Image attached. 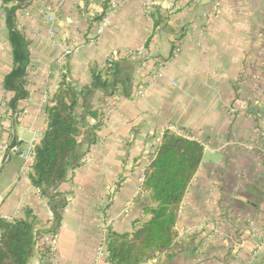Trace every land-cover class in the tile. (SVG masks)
Returning <instances> with one entry per match:
<instances>
[{
  "label": "crops",
  "instance_id": "0c3cea01",
  "mask_svg": "<svg viewBox=\"0 0 264 264\" xmlns=\"http://www.w3.org/2000/svg\"><path fill=\"white\" fill-rule=\"evenodd\" d=\"M115 1L94 41L95 26L89 30L87 18L101 14L105 0H34L18 11L31 60L29 96L16 108L14 93L3 85L14 61L0 16V218L25 219L31 212L44 235L39 243L50 234L54 215L30 174L62 71L89 85L91 68H104L113 52L144 47L131 98L120 90L104 98L97 93L95 106L105 111L113 102V111L98 143L58 188L68 205L57 233V264H110L109 231L132 233L149 218L144 175L156 139L170 126L185 130L205 150L180 205L172 248L143 264H251L264 255L261 0H220L212 22L213 0ZM178 32L180 51L173 54ZM66 49L76 51L65 56ZM158 60L164 65L151 80ZM29 264L52 263L38 246Z\"/></svg>",
  "mask_w": 264,
  "mask_h": 264
},
{
  "label": "trees",
  "instance_id": "16d2710c",
  "mask_svg": "<svg viewBox=\"0 0 264 264\" xmlns=\"http://www.w3.org/2000/svg\"><path fill=\"white\" fill-rule=\"evenodd\" d=\"M33 1L2 0L14 61L3 85L14 93L13 108L29 96L30 41L19 26L17 16L19 10ZM110 2L105 0L101 14L87 18L89 30L104 17ZM261 4L259 23L264 36V0ZM178 35L181 38L183 32ZM137 60L109 57L104 68H91L92 81L85 86H80L69 71H62L58 89L46 107L47 128L36 145L30 174L31 184L48 200L53 212L50 233L59 232L62 213L68 205L58 191L59 186L67 181L70 170L83 164L91 147L99 141L98 131L105 123V111L95 106L97 93L101 92L104 98L120 90L125 98H131L133 72L141 63L140 58ZM204 150V144L198 140L171 130L163 133L143 180V190L151 196V202L144 207L149 218L132 233L109 231L106 246L110 264H143L172 248L177 237L175 227L180 205L201 165ZM37 223L31 212H27L25 219L0 218V264H29L36 251V235L42 234L37 230ZM42 252L49 256L45 245ZM251 264H264V255L256 256Z\"/></svg>",
  "mask_w": 264,
  "mask_h": 264
},
{
  "label": "built area",
  "instance_id": "2783aa9c",
  "mask_svg": "<svg viewBox=\"0 0 264 264\" xmlns=\"http://www.w3.org/2000/svg\"><path fill=\"white\" fill-rule=\"evenodd\" d=\"M200 1H202V0H192V4H196L197 2H200ZM147 5H148V2L145 4V6H147ZM117 6H118L117 1L111 0L109 7L106 11V14L100 20V22H98L95 25L94 32H93V35L91 37V41L98 39L103 34L104 29L109 22L110 14L117 8ZM149 6H150V2H149ZM220 12H221L220 0H213V9L208 15L209 22H212L213 20L218 18L220 15ZM3 15H5V7H4L2 0H0V16H3ZM180 40H181V38L178 35L177 38H175V40H174L173 54H176L180 51ZM75 51H76V49H73V50L66 49L64 51V55L65 56H71L74 54ZM143 54H144V47H142L141 49L136 50V51H134V50L115 51L112 53V55L110 57L115 58V59H119V58L137 59V58H141L143 56ZM156 64H157L158 69H157V72H155V74L151 77L152 78L151 80H153L157 76H160L161 67L164 65V60H158ZM263 79H264V64H263ZM113 105H114L113 102L110 103L107 110H105V112H104L105 113V120L108 118L109 114L113 111V108H114ZM244 109H247V106H244ZM166 130H171V131H174L180 135L186 136L185 130H182L181 128H177L175 126H170ZM162 135L156 139L158 143L161 142ZM263 140H264V138H263ZM263 150H264V143H263ZM44 238L45 239L41 243H39L40 235H36V240H37L36 249L39 246V248L42 250L43 246L45 245L48 248L49 258L51 260V263L57 264V259H56L57 238H58L57 233H50V234H48V236H46Z\"/></svg>",
  "mask_w": 264,
  "mask_h": 264
}]
</instances>
